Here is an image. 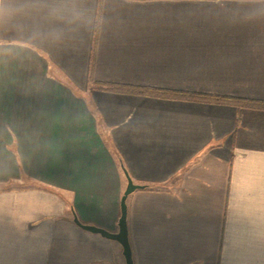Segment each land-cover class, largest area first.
<instances>
[{
	"label": "crops",
	"instance_id": "crops-1",
	"mask_svg": "<svg viewBox=\"0 0 264 264\" xmlns=\"http://www.w3.org/2000/svg\"><path fill=\"white\" fill-rule=\"evenodd\" d=\"M0 25V264H264V0H74Z\"/></svg>",
	"mask_w": 264,
	"mask_h": 264
},
{
	"label": "clouds",
	"instance_id": "clouds-1",
	"mask_svg": "<svg viewBox=\"0 0 264 264\" xmlns=\"http://www.w3.org/2000/svg\"><path fill=\"white\" fill-rule=\"evenodd\" d=\"M81 17L74 0H0V25H32L60 39Z\"/></svg>",
	"mask_w": 264,
	"mask_h": 264
},
{
	"label": "water",
	"instance_id": "water-1",
	"mask_svg": "<svg viewBox=\"0 0 264 264\" xmlns=\"http://www.w3.org/2000/svg\"><path fill=\"white\" fill-rule=\"evenodd\" d=\"M123 171L127 178V186L121 198V204H120L121 215L118 221V231L109 232L105 229H102L96 226L85 225V224L80 223L76 217H74V222L85 231H88L93 234H98L101 237L118 242L123 249L122 253L125 258V264H134L133 256H132V249H131L129 237H128L126 200L130 194H132L138 189H143L144 186L135 184L134 181L131 179L130 175L128 174V172L124 168H123Z\"/></svg>",
	"mask_w": 264,
	"mask_h": 264
}]
</instances>
